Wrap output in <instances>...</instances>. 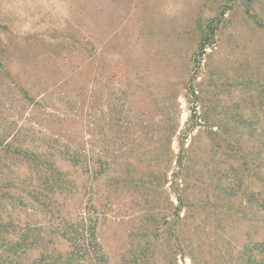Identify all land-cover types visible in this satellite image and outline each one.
<instances>
[{
    "label": "rangeland",
    "instance_id": "rangeland-1",
    "mask_svg": "<svg viewBox=\"0 0 264 264\" xmlns=\"http://www.w3.org/2000/svg\"><path fill=\"white\" fill-rule=\"evenodd\" d=\"M68 262L264 264V0H0V264Z\"/></svg>",
    "mask_w": 264,
    "mask_h": 264
},
{
    "label": "trees",
    "instance_id": "trees-1",
    "mask_svg": "<svg viewBox=\"0 0 264 264\" xmlns=\"http://www.w3.org/2000/svg\"><path fill=\"white\" fill-rule=\"evenodd\" d=\"M203 47L201 46V52L203 51ZM6 149L3 151L10 152L9 154L12 156L15 155L17 158H21L23 161H26L27 163L32 165V163L35 165L33 167V170H36L37 177L39 179L41 189L45 193V195H49L52 198L59 196L63 193H67L69 190L72 192V189L75 187V184L73 182V179H70L67 173H63L61 171H57L56 169L52 170L50 168L49 162L50 158H48L45 161H40L38 156H36L34 153L30 152H25L22 150H19L17 152H13L10 148V146L5 147ZM179 148L180 151L177 154V156H174V154L171 152V154H167L165 158H161V161L165 162L167 172L164 171L163 177L165 179V184L170 183V188L174 192L176 200L179 203V206L183 205V198L184 193L188 191V185H189V180H190V175L191 172L193 171L192 164H190V161H188L190 155H189V150H193L195 146L191 143L190 148L185 149L184 144L181 142L179 143ZM45 153L41 155V158H46ZM71 157V162H78V154L77 153H72L71 156H68V158ZM176 159V161L174 160ZM186 159V161H185ZM52 161V160H51ZM162 162V163H163ZM158 163V161L153 162ZM175 163V166L177 167V172H172L169 177L172 178L171 182L168 181V172L172 170V166ZM38 165V166H36ZM165 168V169H166ZM141 182V181H140ZM14 199H16V195L13 196ZM66 235V234H64ZM147 246L146 248L139 254V258L136 259L139 263L145 261L147 259V254L144 253V251H147ZM75 254V252H73ZM86 254V250H83L78 254L76 257L78 258H84ZM73 256V255H72ZM72 256H70V259L72 260ZM73 256V258H75ZM77 258V259H78ZM139 259V260H138ZM83 260V259H82ZM69 264V262H68Z\"/></svg>",
    "mask_w": 264,
    "mask_h": 264
}]
</instances>
